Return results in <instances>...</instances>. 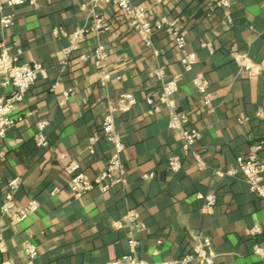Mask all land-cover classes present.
<instances>
[{
    "label": "crops",
    "instance_id": "obj_1",
    "mask_svg": "<svg viewBox=\"0 0 264 264\" xmlns=\"http://www.w3.org/2000/svg\"><path fill=\"white\" fill-rule=\"evenodd\" d=\"M90 1L40 0L4 7L3 13L15 18L8 28L0 23V44L9 45L20 62L43 63L47 77H40L15 108L24 120L0 137V207L15 177L22 179L18 204L25 206L31 199L41 204L22 222L0 210V236L7 244L0 264H26V244L31 242L38 248L36 264H109L130 253L131 233L140 241L136 255L145 260L178 259L207 236L215 264H264V256L254 251L257 245L264 248V199L242 178L219 173L236 167L238 157L260 142L264 161V0H231L230 8L213 13L207 0H132L146 8L149 18L181 19L188 48L198 55L190 72L171 36L164 31L154 35L155 55L114 5L100 9L111 30L89 33L67 58L69 34L88 20L84 5ZM58 27L66 35L55 36ZM100 42L108 49L114 75L105 87L93 60L79 57ZM234 52H246L260 66L259 73L248 77L240 72ZM158 65L165 67L168 79L178 77L175 101L202 134L195 149L203 156L204 169L184 154L182 139L169 127V110L146 100L158 90L153 76ZM196 74L209 81V105L194 85ZM13 90L0 84V99ZM125 92L137 99L130 111L114 115L126 143L125 181L77 197L68 187L66 167L75 161L90 178L102 173L112 146L102 137L101 124L110 103ZM43 120L50 123L47 147L35 141ZM94 134L100 139L92 153ZM174 156L182 161L177 172L169 169ZM147 174L153 176L146 179ZM211 194L216 204L206 211L204 197ZM131 209L138 211L144 230L115 226ZM255 226L261 232L250 233Z\"/></svg>",
    "mask_w": 264,
    "mask_h": 264
},
{
    "label": "built area",
    "instance_id": "obj_2",
    "mask_svg": "<svg viewBox=\"0 0 264 264\" xmlns=\"http://www.w3.org/2000/svg\"><path fill=\"white\" fill-rule=\"evenodd\" d=\"M40 0H0V23L2 27L8 28L14 20L13 14H4L5 6L15 7L26 2L36 5ZM163 0H156L162 2ZM106 5H114L119 8L122 15L132 32L140 35L143 43L152 49L155 55H159V50L154 44V35L157 32L164 31L173 38L175 48L178 51L180 60L187 71H192L198 62L196 52L189 50L188 42L185 34L186 28L183 26L181 19H170L167 16L157 18H149L146 8L140 4L134 3L132 0H91L90 3L84 5L89 11L86 23L76 28L69 34L70 44L64 49L67 58L78 51L82 42L89 33L101 34L111 30L110 25L106 22L105 16L100 9ZM207 6L210 13L218 8H230L231 0H207ZM55 36L66 35V31L61 28L53 30ZM264 36V30L262 32ZM109 52L104 43H98L97 46L88 53L80 54L82 60L91 58L96 69L100 73L101 84L105 87L114 75L109 70ZM233 58L239 66L240 72L248 77L256 76L260 71V66L251 61L246 52H234ZM153 76L159 81L158 90L149 93L146 100L150 104H156L155 108L165 107L169 110V127L176 131L183 141V152L185 155H191L195 158L200 169H204L206 164L203 156L195 149V144L199 142L202 134L191 125L190 116L187 112L179 110L175 101V94L179 91L178 77L167 78L164 66L158 65L154 70ZM40 77H47V69L43 63L20 62L17 55L13 54L11 47L6 43L0 44V84L4 87L13 86L14 90L3 99H0V137H4L6 132L24 120L22 115L15 113L18 104L25 100L27 92L32 86H35ZM120 79V76L116 77ZM197 90L203 94L205 104L211 103V94L209 91V81L205 74H196L193 79ZM73 93L72 90L65 93L64 101ZM137 99L131 92L122 93L116 101L110 103L108 111L103 117L101 124V135L112 146V154L108 159L107 165L102 173L95 178H90L85 171L79 170L77 162L70 161L66 170L71 174L68 181L69 189L75 196L80 197L83 194L95 189L106 191L115 184H121L125 181L126 168L122 159V154L126 149L125 139L118 132L114 115L117 112H128L135 106ZM50 123L47 120L38 122V130L35 134L37 145L47 147L49 145L48 127ZM99 135L94 134L90 139V149L94 153V144L98 141ZM262 143L254 144L250 151L237 159V165L226 172L220 174H228L233 177L242 178L249 185L253 194L264 199V161L260 158ZM182 167V161L178 156L169 159V169L177 172ZM153 174L145 175L149 179ZM22 179L15 177L9 181V189L6 192L3 204L0 210L2 214L10 216L16 222H22L31 214L37 212L40 203L36 199H31L25 206H20L16 199V194L20 189ZM58 190L55 189L53 193ZM204 210L210 211L216 204L215 195H207L204 197ZM115 226L122 227L127 225L134 232L142 231L146 228L145 224L140 221V215L137 210L131 209L119 221L115 222ZM259 226H255L249 230L250 233L261 232ZM139 242L131 233L128 238L130 253L123 254L115 258L109 264H215V254L210 251L212 240L210 237H202L193 246V250L184 256L175 260L150 261L139 258L136 255ZM7 251V244L4 237L0 236V252ZM255 253L264 256V248L255 246ZM27 262L26 264H36L35 260L38 255V248L31 243L26 244ZM2 264H12L10 261H4Z\"/></svg>",
    "mask_w": 264,
    "mask_h": 264
}]
</instances>
